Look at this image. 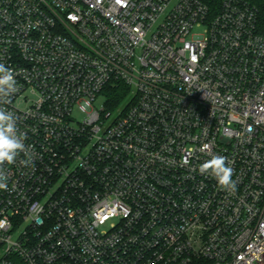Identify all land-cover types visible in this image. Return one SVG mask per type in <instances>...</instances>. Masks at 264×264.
Segmentation results:
<instances>
[{"label": "built area", "instance_id": "built-area-1", "mask_svg": "<svg viewBox=\"0 0 264 264\" xmlns=\"http://www.w3.org/2000/svg\"><path fill=\"white\" fill-rule=\"evenodd\" d=\"M0 63L26 145L3 166L0 264H264L256 7L0 0ZM120 84L121 106L95 107ZM212 155L235 191L199 171Z\"/></svg>", "mask_w": 264, "mask_h": 264}, {"label": "clouds", "instance_id": "clouds-1", "mask_svg": "<svg viewBox=\"0 0 264 264\" xmlns=\"http://www.w3.org/2000/svg\"><path fill=\"white\" fill-rule=\"evenodd\" d=\"M14 70L0 63V104L8 103L9 98L17 91ZM25 136L18 132L17 119L14 114L0 107V189H6L7 173L4 165L16 163L21 153L26 152ZM27 164V161H22ZM201 174H210L224 191H235L234 170L223 155H212L200 165Z\"/></svg>", "mask_w": 264, "mask_h": 264}, {"label": "trees", "instance_id": "trees-1", "mask_svg": "<svg viewBox=\"0 0 264 264\" xmlns=\"http://www.w3.org/2000/svg\"><path fill=\"white\" fill-rule=\"evenodd\" d=\"M211 9L212 13H217L221 7L223 0H203ZM251 5L256 7L259 11V20L262 27H264V0H246ZM130 94V90L125 85H118L117 87H109L104 92L106 100L105 105L109 110H115L121 106Z\"/></svg>", "mask_w": 264, "mask_h": 264}, {"label": "rangeland", "instance_id": "rangeland-1", "mask_svg": "<svg viewBox=\"0 0 264 264\" xmlns=\"http://www.w3.org/2000/svg\"><path fill=\"white\" fill-rule=\"evenodd\" d=\"M105 102H106L105 98H104V97H100V98L97 100V102H96V104H95V107H97L98 109H100V108H102V107L105 105ZM76 118H77V119L82 118V115L77 114V115H76Z\"/></svg>", "mask_w": 264, "mask_h": 264}]
</instances>
